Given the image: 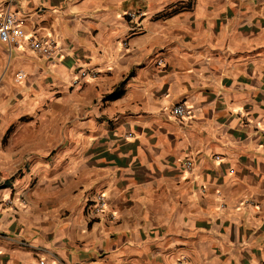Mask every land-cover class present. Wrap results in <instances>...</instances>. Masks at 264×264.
I'll use <instances>...</instances> for the list:
<instances>
[{
  "label": "crops",
  "instance_id": "crops-1",
  "mask_svg": "<svg viewBox=\"0 0 264 264\" xmlns=\"http://www.w3.org/2000/svg\"><path fill=\"white\" fill-rule=\"evenodd\" d=\"M7 11L58 56L0 42V264H264V0Z\"/></svg>",
  "mask_w": 264,
  "mask_h": 264
},
{
  "label": "built area",
  "instance_id": "built-area-1",
  "mask_svg": "<svg viewBox=\"0 0 264 264\" xmlns=\"http://www.w3.org/2000/svg\"><path fill=\"white\" fill-rule=\"evenodd\" d=\"M11 1V0H10ZM146 0H141L144 3ZM192 2L193 0H188ZM164 11V10H162ZM128 22L132 24L131 31L136 33L140 31L141 21L145 16L144 9H136L126 12ZM23 41L27 48L31 51L41 55L42 57L54 60L58 56V48L54 41L43 40L34 36H26L22 29V21L11 12H5L0 16V42L7 45L17 44ZM161 65V62L157 63ZM79 76L75 79L73 84L78 83L79 78H85L92 75V72L82 68L78 71ZM24 75L19 73L17 80L23 78ZM168 112L172 118L176 120H183L189 115V110L183 102L175 103L168 108ZM185 167L189 168L192 164L190 160L186 161ZM86 220L88 223L99 221L103 219L106 222H112L114 214L108 210L106 197L103 193L91 194L85 204ZM36 264H60L49 263L45 260H39Z\"/></svg>",
  "mask_w": 264,
  "mask_h": 264
},
{
  "label": "trees",
  "instance_id": "trees-1",
  "mask_svg": "<svg viewBox=\"0 0 264 264\" xmlns=\"http://www.w3.org/2000/svg\"><path fill=\"white\" fill-rule=\"evenodd\" d=\"M120 95H121V91H119V88H118L110 95V98H116Z\"/></svg>",
  "mask_w": 264,
  "mask_h": 264
}]
</instances>
